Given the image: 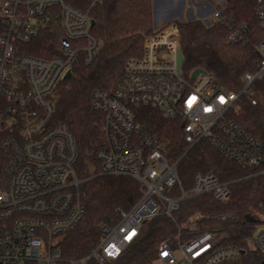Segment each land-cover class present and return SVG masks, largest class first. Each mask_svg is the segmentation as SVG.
I'll return each mask as SVG.
<instances>
[{
  "label": "built area",
  "instance_id": "1",
  "mask_svg": "<svg viewBox=\"0 0 264 264\" xmlns=\"http://www.w3.org/2000/svg\"><path fill=\"white\" fill-rule=\"evenodd\" d=\"M103 0H91L92 5ZM201 8L196 16L207 24L223 20L230 43L248 42V25H237L226 15L228 0H190ZM197 11V13H198ZM256 12L264 31V0ZM90 12L67 0H0V127L10 133L1 142L7 156L0 178V264H100L119 258L141 233L147 220L168 215L192 196L213 194L221 201L230 196V183L212 171L198 172L189 191L174 194L181 184L179 160L169 144L138 121L142 106L156 107L166 118H180L184 139L191 146L208 139L230 161L264 174V143L235 119L238 100L252 104L254 82L264 77V38L256 45L262 58L255 71L243 76L240 91L224 87L204 68L193 78L177 63L181 49L175 21L146 37L141 57L130 59L112 89L93 91L92 108L104 114V145L95 158L102 173L127 175L140 182L141 196L128 210L120 209L115 224L102 223L98 245L87 256L66 259L63 239L85 215L82 180L74 169L78 157L76 137L66 123H52L60 82L84 53L93 61L100 41L92 35ZM60 33L58 54L37 57L21 51L39 32ZM179 228L173 239L163 240L153 262L161 264H222L235 262L244 252L236 244H220L210 230L183 238ZM250 242L264 256V224Z\"/></svg>",
  "mask_w": 264,
  "mask_h": 264
},
{
  "label": "trees",
  "instance_id": "2",
  "mask_svg": "<svg viewBox=\"0 0 264 264\" xmlns=\"http://www.w3.org/2000/svg\"><path fill=\"white\" fill-rule=\"evenodd\" d=\"M77 8L88 10L95 23L92 35L100 41L92 62L80 53L72 67V75L63 79L54 92L56 105L51 122L66 123L76 137L78 157L74 165L82 180L80 193L85 215L80 223L67 232L63 239L66 259L89 255L98 245L102 223L115 224L121 218L120 209H130L140 198V182L127 175L102 173L95 158L104 145V114L92 108V94L97 88L112 91L125 72L127 62L141 57L147 35L155 33L153 0H103L92 5L91 0H67ZM258 0H228L226 15L237 25L247 24L248 42L230 43V28L223 20L207 24L203 19L180 21L181 50L184 55L182 69L190 72L204 68L216 75L221 84L240 91L247 71L259 68L262 55L257 50L264 31L256 12ZM4 26L0 21V34ZM60 33L51 29L39 32L21 51L37 57L58 54ZM257 104L241 96L235 119L251 135L264 143V77L253 84ZM138 121L169 144L171 158L178 163L180 185L174 194L189 191L198 172H214L223 182L230 183L228 200L221 201L213 194L192 196L181 202L172 216L158 215L141 225L139 238L123 254L103 264H149L158 256L163 240L173 239L179 228L183 238L210 230L220 244H236L244 250L235 262L222 264H262L264 256L250 242L254 232L264 224V174L228 160L208 139L191 146L184 139L180 118H166L154 106H142L137 112ZM9 131L0 127V178H4L7 156L1 148ZM181 158V159H180ZM199 217L197 229L184 225ZM88 264H100L91 259Z\"/></svg>",
  "mask_w": 264,
  "mask_h": 264
},
{
  "label": "rangeland",
  "instance_id": "3",
  "mask_svg": "<svg viewBox=\"0 0 264 264\" xmlns=\"http://www.w3.org/2000/svg\"><path fill=\"white\" fill-rule=\"evenodd\" d=\"M154 2V20L156 26L162 27L164 24L175 19L180 21L193 20L196 16L203 14V10L198 8L196 5L191 4L190 0H153ZM198 11V13H197ZM151 35V34H150ZM149 36V35H147ZM181 40V38H180ZM184 75L189 78L191 71L187 72L183 69ZM56 100V99H55ZM199 217V214L195 215L191 222H187L184 228L188 230L197 229V222L194 221ZM149 264H161L160 262H151Z\"/></svg>",
  "mask_w": 264,
  "mask_h": 264
},
{
  "label": "water",
  "instance_id": "4",
  "mask_svg": "<svg viewBox=\"0 0 264 264\" xmlns=\"http://www.w3.org/2000/svg\"><path fill=\"white\" fill-rule=\"evenodd\" d=\"M94 23H95V21L93 20L92 25H94ZM183 62H184V55H183L182 50L179 49V50H178V53H177V63H178V67H179V68L182 66ZM201 70H203L201 67L195 68V69L193 70V72H192V77L194 78V77L197 75V73H198L199 71H201ZM71 75H72V71H71V70H68V71L66 72L65 76H64V79H67V78L71 77ZM180 159H181V158H180ZM179 161H180V160H179ZM241 252H244V250L242 249ZM262 264H264V260H263Z\"/></svg>",
  "mask_w": 264,
  "mask_h": 264
}]
</instances>
